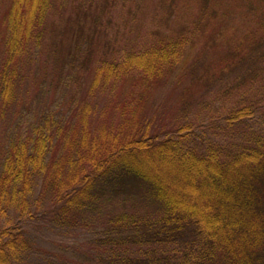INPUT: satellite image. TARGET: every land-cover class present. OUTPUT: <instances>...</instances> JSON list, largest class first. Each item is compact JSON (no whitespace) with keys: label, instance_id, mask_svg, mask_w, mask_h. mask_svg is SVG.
I'll return each instance as SVG.
<instances>
[{"label":"trees","instance_id":"obj_1","mask_svg":"<svg viewBox=\"0 0 264 264\" xmlns=\"http://www.w3.org/2000/svg\"><path fill=\"white\" fill-rule=\"evenodd\" d=\"M12 1L5 43L7 55L19 57L27 40L41 42L44 29L38 26L49 4L48 0ZM102 2L93 0L97 6ZM91 22L97 24L99 19L93 15ZM102 30L87 25L85 16L79 18L70 41L63 44L61 70L63 65L78 66L79 48L84 44L88 53L89 42L101 39ZM255 41L249 52L237 55L230 48L222 55L224 74L231 77L236 90L248 88L242 84L247 76L259 77L264 71L260 66L264 34ZM180 43L178 39L159 45L137 68L159 77V69L171 70L182 57ZM201 58L206 66L192 65L194 77L201 80L205 71L203 76L221 83L222 68L208 74L209 59ZM113 71L107 69L105 75ZM8 79L0 89L2 94ZM256 100L226 110L219 122L223 127L211 137L207 131L185 125L148 137V126L135 122L117 130L102 126L97 132L93 118L88 120L87 114L79 112L76 119L82 131L78 135L70 132L71 120L62 122V115L55 123L48 113L32 134L7 138L0 160V264H41L34 261L41 250L32 244L26 226L31 219L45 213L62 221L63 207L81 214V200L92 195L97 182L123 191L130 179L145 185V199L157 202L159 210L155 216L115 214L99 226L103 235L94 241L110 252L111 264L112 260L114 264H264V102L262 95ZM181 102L183 109L190 107L185 98ZM251 121L260 122V129L232 134L233 128ZM133 246L143 254L152 253L146 257L120 253Z\"/></svg>","mask_w":264,"mask_h":264},{"label":"rangeland","instance_id":"obj_2","mask_svg":"<svg viewBox=\"0 0 264 264\" xmlns=\"http://www.w3.org/2000/svg\"><path fill=\"white\" fill-rule=\"evenodd\" d=\"M48 4L38 26L44 29L41 42L27 40L22 55L12 57L7 55L5 38L13 1L0 0V89L5 77L9 78L3 94L0 92V160L7 138L22 139L32 134L48 113L55 123L62 115V122L71 120L70 132L76 135L82 131L76 119L81 112L88 120L93 118L97 132L102 126L117 130L135 122L148 126V137L182 125L207 131L211 137L223 127L220 118L234 104L257 101L260 95L264 102V71L259 77L245 78L242 84L249 89L236 90L229 82L231 77L224 74L226 60H221L227 49L239 55L254 48L255 40L264 34V0H103L101 6L93 0H48ZM83 15L87 25L103 29L101 39L89 42L88 53L84 44L79 48L78 66L63 65L61 70L66 52L63 44L70 41L72 29ZM93 15L99 19L97 24L91 22ZM178 39L184 53L171 70L166 66L159 69L160 78L137 68L153 49ZM201 57L209 59L208 74L222 68L221 83L203 76L205 71L201 80L194 77L191 66L201 62ZM260 66L264 69V62ZM107 69L114 70L109 77L105 75ZM181 98L190 107L183 109ZM259 123L238 125L232 134L259 130ZM124 188L113 191L111 185L100 180L92 195L81 200V214L63 207L62 221L45 213L31 219L26 226L32 244L41 250L34 261L111 264L110 252L94 241L102 232L99 226L115 214L133 218L155 216L159 210L157 202L145 199L146 187L141 181L130 179ZM68 220L88 226L77 227ZM141 251L133 246L120 253L131 257L152 253Z\"/></svg>","mask_w":264,"mask_h":264}]
</instances>
